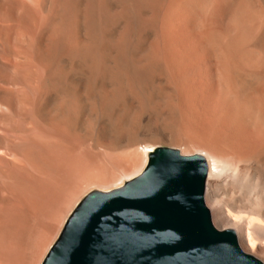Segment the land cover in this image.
<instances>
[{
	"label": "rangeland",
	"instance_id": "rangeland-1",
	"mask_svg": "<svg viewBox=\"0 0 264 264\" xmlns=\"http://www.w3.org/2000/svg\"><path fill=\"white\" fill-rule=\"evenodd\" d=\"M26 1L27 0H0V7H1L0 8V34L2 35V36H0L2 38L1 39L2 41L0 42V44L3 42L1 44V45H3L2 50L5 51L6 47H8V48H6V49H8V51L10 50V53L7 52V50L5 51V53H8V55L1 58V60L3 59L2 62L8 61L11 65L12 69H14L13 67H15V65H18L20 62L19 66H16L17 69L15 67L16 71L14 72V77L17 75H21L20 72L17 71V70L20 71V69H21L23 71L21 73L23 74L25 72V74H26V75H23V78L24 79L26 78V81H30V83L28 84L29 87H33V85H34L33 83H36L35 85H37L38 88H40L39 84L41 83V81L44 80V78H45L44 74L46 73L48 67H49L50 71L53 69V66L50 65L52 63V61L53 62L55 61L54 63L59 62V61H57L59 59V57L64 56L63 57L64 59L60 57L61 58V59H59L60 63H57V67H56V64L54 65V63H53V65L56 68H58L59 71L63 72V73H61V72L59 73V71H58L56 73L57 70H56V68H54L55 74L59 73V76L61 77V74L63 75L65 73L64 76L61 77V80H60V77L57 75L59 78V83L57 80L56 81L58 84H60V82L61 83L63 82L61 84V85H63L62 88L63 89H64V87H66V88L64 90L60 89L61 86L59 87L58 84L56 83V81L54 82L55 86L53 85V87H52L51 84L53 82H51V84L49 85L50 82L48 83V81H50V80L47 79L46 80L47 82H44V84H46L45 85L46 87L49 86V87H47V89L49 88V89H51V91L46 90V87L42 86L40 96L43 95L42 93H45V90L47 92L49 91V93L44 95V98L39 97L40 98L39 100L42 99V102L39 101L40 103L37 102V104H35L32 107H28V106L25 107L26 106V103H24L25 99L22 103V101H20V99L21 100H23V99L17 98L21 102L20 104L22 105V107H23V104L25 105L24 106L25 108H23L22 110L24 111V109H25L27 114L21 112L22 115L26 114V115H23L24 117L22 116L23 122L22 121L20 122L21 117H18V118L11 117L12 121L14 119L16 122L10 121V119H9L10 117L6 118L4 120L5 125L8 126L7 128H9L10 131L12 130V134H13V132H16L17 128H18L20 135L17 132L15 133V135L23 138L24 140H26L29 143H32V141L34 143L35 138L41 137L40 139L44 140L43 142H45V143L40 145V147L41 146L44 147L43 145H45L44 148H48L49 143L52 144L51 140H50V142L48 141V143H46L45 140H47L49 137L52 138L51 136H53V137L56 136L58 138V136H60L61 132H63L62 130L64 127H67V128L70 127V128H72V130L75 128L73 130V135L71 137L67 136V137L72 138L71 139L72 144L70 145V147L68 145V143H70L69 141H67L68 143H66V141L62 140V141L58 142L59 145L57 146V148L59 147V149H58L59 153H56V148H55L56 146L55 147L49 146V149L48 150L46 149L47 151H45L46 153H51L52 149L55 148L54 151H52L53 154L52 153L51 154L52 155L56 154L57 156L55 155V157H57L56 159H57L58 163H61L60 161H63L61 159L66 160V157L63 158L64 153H65V155H67L66 153L69 152L68 150H70L71 147L73 148L70 151L71 154L70 153L68 154L71 157H73V153H74V156H75L73 158L74 161L72 162L73 167H74V173H73V176L71 177L72 180H70L69 183H71L73 180L75 182L73 181V183H72L73 185L71 184L72 187L69 185V183H67L68 185L65 184L66 187L64 186V188H66V189L68 188V191L65 190L64 188H63L64 189L63 191L61 190L62 191V192H60L61 197H62L63 193H64L63 195H66V197L64 198L65 200L63 199V202H61L62 198L64 196L62 198H60V196H59V201L61 202L62 206H61L60 202L58 201L61 207L59 206L60 209L58 208L59 210H57V213H56L57 216L55 214L54 217L51 216L50 217L51 219H50L48 217L47 213L45 214L44 207H41V209H43L41 211L42 214H41V212H38L39 210H36V212H34L32 220H31V218L27 219L26 225H28V226H26L27 230H25V233L27 234V232L30 230V227L34 228V225L36 224L35 229H34V233H31V232H33V229H32V231L28 232V236H29V238H33V240L37 243L39 241L38 240L39 237L36 240L35 239L36 236H34V235L39 236V234H40V236H41L45 230L46 231L48 230V229H46V227L47 228L50 227V229H51V226H52L53 234H52V230L51 231H50V229L48 230L51 232L50 234H52V235L48 234V235H50L51 238L49 236L45 235L46 231L44 233V235L49 237L50 239L47 240V238L45 236H43V235L41 236L42 238H46L47 242H46V240L44 241V243L46 242V245L39 244V247H36V246H38L37 244L31 245L33 243L35 244V242H32L30 245H28L29 242H27V241H25V243L22 242V244L20 242L21 245L18 244L17 249H15V247H14L10 254H7V255L3 256L2 258H0V264H25L26 259L28 258L26 254H29V253H27L28 246L31 249L33 248V246L36 247L35 256L32 255L33 259L31 261L28 258V260L30 261V262L28 261L29 262L28 264H39L41 258L43 257L45 251L47 250L49 244L54 240L55 236L57 235V233H58V231H59V229L63 223L64 218L67 216L68 212L71 210V208L73 207L75 202L80 197H82V195H84L86 192H88L89 190H92V189L107 190V189H103V188L101 189L98 187H90V188L88 186L84 187L86 184L85 185H84V183L82 184L83 176L81 177L80 173H78V168L80 167V164L81 165L84 164L83 160H84V162L86 161L85 159H87V160H92V163H93V161L95 163H103V162H105V160L110 158V156L112 155V151L115 153L118 152L117 154L127 151V144L129 142V140H137L138 143L140 144V146L141 145L143 146L145 144H147V145L149 144V145H153V146L161 145V146L176 148L178 150V152L181 154H189V153L192 154L194 151V146L200 147V149L202 148L204 150L206 148L211 149L213 151L230 150L232 148L233 139H234V135H233L234 132L232 130L234 128H233V126H231L232 124H230V120L228 118V116H229L228 111L230 110V106H231L230 105L228 107L229 103H231V101H230L231 98H229V96L231 94L227 93V90H225L226 87L228 86V89L231 91V89L229 88L230 85H228L229 84V78L227 76H225L226 75L225 73H223V72L221 73L220 67L212 66V63H214V62H215L214 65H217L216 64L217 60L221 62V59H218V56L220 54H216L215 50H217V49H215V48L218 47V44H221V45L223 44V37H221V36H225V34L228 32L227 30H229V28H230L229 27L228 29H224L225 27L221 25L222 23H223V25L225 22L227 23V21L224 17V13L222 12L223 9H222L221 4H224L223 0H218L220 2L223 1L221 3L218 2L217 0H211V1L208 0L209 1L208 5H207V0L206 1L205 0H197V2L195 0L196 6L193 5L194 4V3H192V2H194L193 0L192 1L189 0L191 2V4H189V2H187L186 3V9H185V10L188 9L187 15H186V12L183 11L184 10L183 7H185L183 4H185V2L188 0H185V1L181 0L182 2H180L178 0H176V2H175V0H163V1L162 0H70V2L75 1L72 6H71L72 2L71 3L69 1L68 2L70 3L69 5L71 7H73L72 9L70 7V9L72 10L71 13L74 12V9H75L74 7H76V10H75L76 14H74V15L72 14L73 16H75V17L72 16L73 21L75 20L73 23H72V19H71V24L72 25L74 24V28L71 29L73 32L69 29L70 27L69 28L67 27V29H69L68 32H71V35L73 33V35H72L73 37H71L72 38V40H71L72 46L71 47L68 46V48L64 44L68 45L69 40H67V42L64 43L63 45H62V42L60 43L62 37H66L68 34V32H67V34H64V32H63V30L66 31V29H64V28H66V27H64V24L67 23L66 25H68V26L71 25L69 22L70 20L69 21L67 20V18L69 16L65 17L68 14L65 15L66 6L64 8L63 4L65 5L66 3H63V1L61 2V0L60 1L57 0V2H59V4H60L59 5L60 7L57 8L58 3L56 2L57 7L54 6L55 7L54 8L52 6V4L55 3L54 0H43L44 4L46 2V4H45L46 6H44V4L41 5V3H40V2H42L41 0H36V1L35 0H33V1L28 0L29 2H32V4H30V5H35L38 7L37 12L34 11V9L29 10V11L33 10L34 12L33 11L29 12L27 9L29 3ZM52 1L54 3H52ZM157 1H159V2H157ZM216 1H217V3H216ZM242 1L246 2L249 0H242ZM64 2H65V0H64ZM200 2H201V4H200ZM212 2H213V4H211ZM158 3H160V4H158ZM181 3L183 5V7H181V8H183V10L181 8L180 9L182 10V12L185 13L184 15H182V13L180 12L181 10L179 11V9H178L179 6L181 5ZM202 3H204V4L202 5ZM218 3L220 6L218 5ZM248 3L251 4V6L255 10L258 9L259 11L261 10V12L263 10L262 14L264 15V0H250ZM49 4H51V5H49ZM199 4H200V6H198ZM38 5L41 8H43V9H40L41 12L39 10L40 7ZM191 5H193L194 7ZM204 5L207 7L205 8ZM35 6H33V7L35 8ZM43 6L47 10L49 9L48 7L50 6V10L48 12L51 14L55 12V11L54 12L51 11V10H53V8H54V10H57V9L60 10V8L62 7L64 9L63 10L64 12L62 10L56 11L54 15L52 14V20H50L49 19L50 17L48 18V16L51 14L48 15V12H46V9ZM202 6H204V8ZM212 6L214 9H212ZM189 7H191L190 8L191 10L194 8L195 10L197 9V11L193 13V11H195V10L190 11ZM21 8L23 9V11ZM201 9L202 10L205 9V10H203V13H201ZM219 9L221 10V12H222L221 16H223V17L219 16L220 15ZM210 10H212V11H210ZM216 10H217V12L218 11L219 12L217 13ZM208 11H210L211 13H209ZM57 12H59V13H57ZM168 12H170V13H168ZM198 12H199V14H198ZM61 13H63V14H61ZM191 13L195 14L196 16L195 17H194V15L192 16ZM196 13L199 15V17ZM63 15H65L64 16L65 19H63ZM169 16H170V18H171V16H172V18L173 17L176 18L177 19L176 21H178V22H176L174 20L176 22V24L178 23V27L174 23V25H176V28L173 29V33L175 32L176 34H173L171 32L172 30L171 31L169 30L170 29L169 27L173 28L172 27L173 22L171 21L172 18L171 19L168 18ZM217 17H218V19H217ZM46 18H48V20H50L49 21L50 23H48V20L45 22ZM70 18H71V16H70ZM187 18L188 19L190 18V20L186 21ZM200 18H202V19H200ZM167 19L168 20L170 19L171 23L167 22ZM218 20H219V22H218ZM61 21L62 22L66 21V22L63 24V23H61ZM220 21L222 22L221 24H220ZM261 21H260L261 24L259 23V21H258L259 24L255 23V24H258V26L256 25L258 27V31H257V29L255 30V31H257V33L255 32V35L253 36V38L254 39L256 38L257 41H259L261 38L262 40H260L259 42L264 43V37H263L264 36V20H261ZM185 22H186V25L188 24L187 26H189V25L191 26V30L189 27H188L189 29L188 28L185 29V27H186L184 25ZM43 23L47 24L48 26H44ZM215 23L218 25H216ZM182 24L184 25L182 27L185 30L180 26ZM59 25H62V26L59 27ZM72 25H71V27H72ZM166 25L168 26L167 27L168 31L172 33L171 35L172 36L175 35L172 38L168 35V37H170V38H168L169 40L167 39V35L165 33L167 31V29L165 30ZM220 25L222 26V28L220 27L219 30L221 29L220 31L222 33L220 31L217 32L218 27ZM228 25L230 26L229 23H228ZM228 25L227 24L225 25L226 28L228 27ZM55 26L56 27L58 26V27L55 29ZM214 26H216V27L218 26V27L214 29L213 28ZM203 27H204V29L208 28L210 30L205 29V31L203 33L202 32ZM182 29H183V31H182ZM179 30L181 33L183 32L182 33L183 35L186 34V32L188 31L187 34L188 35L191 34L192 37L194 35H192V33L189 34V32L190 31L194 32L193 34H195L196 36L193 39H195L197 36L199 37V33L202 32V36L199 37L200 41L197 40L198 37L195 40H193L192 44L195 43V44H193L195 46H194V48L191 47L190 50H189V45L187 44L189 39L186 38L189 36L187 34L184 35L186 37L182 36V40L186 38L185 40L187 42L185 40L184 41L188 45V46L187 45L185 46L184 41L182 42L184 45L182 43L180 44V45L184 46L182 48L187 47L185 49L187 51V52L185 51L186 52L185 54H182V53H184V51H179V50L177 51V49L181 48L179 43L182 41L180 36H179V34H181L179 32ZM18 31H19V33H18ZM209 31H211V33ZM177 32H178V34H177ZM216 32L221 33V34L216 35L217 38H219V39L213 40L215 37L214 38H211V37ZM167 34H170V33H167ZM204 35H206L207 38ZM178 37H179L178 40L179 41L181 40L179 43H178V41L176 42ZM208 37H209V39H208ZM66 38H68V37H66ZM220 38H222V39H220ZM68 39H70V38H68ZM205 39L208 40V41L206 40L207 43H202V42H205L204 41ZM17 40H18V42H17ZM256 40H254V41H256ZM191 41L189 42L190 44H191ZM211 41H212V45L217 42L218 43L217 47H216V44H214L213 45L214 48L212 46H210V48H209L208 45L211 43ZM254 41H253V39L251 41V42H253L254 45H257L259 43L256 41V44H255ZM71 42H70V44H71ZM56 43H58V44H56ZM196 43H197V45H196ZM192 44H191V46H193ZM204 44L206 46H204ZM199 45H200V48H199ZM221 45H219V46L221 47ZM59 46H61V47L65 46L67 49L65 47H63L64 51L69 50V47L71 48L70 49L71 52L69 51L70 53L67 51L69 53L68 56H66L65 54L59 56L60 53L58 54V50H59V48H61ZM173 46L174 47L178 46V48L175 47L176 48L175 49ZM204 47L208 48V50H209L208 54L211 55V56L207 55L208 57L206 55H204L208 59L202 55L203 54L202 51L204 49H206ZM220 47L218 49L219 52L217 51L218 53H220ZM222 48L224 49V45L222 46ZM72 49H74V51ZM174 49L176 50L177 53L175 52ZM210 49L211 50L213 49L212 53H211ZM64 51L62 50L61 53L62 52L64 53ZM73 52L75 54H71ZM178 52H180V53H178ZM161 53H162V55H161ZM204 53L206 54L207 51ZM14 54H15V56H14ZM180 54H182V55H180ZM18 55H19V57H18ZM256 55L262 56V53L259 54V52H257ZM1 56H4V55H0V57ZM15 57L17 59H15ZM57 57H58V59H57ZM202 57L204 58V62H202L203 61ZM18 58H19V60H18ZM215 58L217 59L216 61H214ZM65 59H68L69 61L67 60L66 62H64L65 64H63V61H65ZM72 59H74V60H72ZM16 60L19 62H17ZM205 60L209 61L208 62L209 65H208L207 61H205ZM220 62L218 63V65H221V67H222V62L221 63ZM13 63H17V64H13ZM203 63L205 64V66ZM210 63H211V67H210ZM46 64H49V66H44ZM68 64L69 65L71 64V66H69ZM201 64H203V66L206 67V70H210L207 68V65L209 68H215L216 67L217 70L219 69L218 70L219 73L221 75L223 74V76H222L223 79L221 82L219 81V84L218 83L215 84V82H213L215 84V86L219 85L218 87L215 88L214 84L210 85L211 88L214 87L213 92L216 91L215 95L213 93V96L215 97V100L217 99L216 103L217 102L218 103L215 106L216 110H214V112H213L212 121L209 122L210 125L206 124L209 127H207L205 124L203 126L202 123L200 122L201 121L200 120L201 119L200 118V109H201L200 108V105H201L200 102L201 101L199 98L200 97V88H201L200 85H201V81H202V73H204L203 71L205 69L204 67L201 66ZM50 66H52V69L50 68ZM44 70H46V71H44ZM64 70H65V72H64ZM69 70L72 71L73 76L71 75V72H69ZM1 71L3 73L5 72L4 74L8 73V71H5V69L0 70V72ZM16 72H18V74ZM52 73H53V71H52ZM66 73H68V75ZM42 74L44 75L43 76L44 78H42ZM243 74L244 73H242V75H241V73L239 75L235 74V78L238 79V77L241 75V77H239L240 79L238 82H240V85L242 83H243L242 85H244L243 86L244 88L242 89L244 95L248 92V94H246L245 96L250 97L254 100H258V101L260 100L261 102H264V99L262 101V96L264 98V74L262 75V77H263L262 79L261 78L259 79V77H261V75L260 76L255 75L256 76L255 80H253L254 79L253 75L251 77H249L250 75L247 76V74H244V75H246L245 76L246 78H245ZM65 75H66V77H65ZM70 75H71V77H70ZM68 77H69V79L67 80ZM243 77H244V79H242ZM248 77L251 79H249ZM36 78L40 79V80L43 79V80H41L39 82V80H37ZM257 78H258V80H257ZM13 80H14V78H13ZM35 80H37V81L35 82ZM64 80H65V84H64ZM68 81H69V86L67 85ZM14 82H15V84L13 83L14 85L8 86V88H7L8 92L6 91L7 93L10 94V96L12 94L15 95L14 90H12L13 92L11 91L12 94L10 92L11 87H12L13 89L16 90L15 92H18V94L16 93L17 96L15 95V97H20V95H22L21 97L26 96V100L29 99L30 97H32L33 93L31 91H28L24 87L22 89L18 83L16 84L17 79L14 80ZM244 82L246 83V85ZM26 83H28V82H26ZM221 83H223V85ZM0 85H2L1 82H0ZM35 85H34V87H35ZM242 85H241V87H242ZM20 88H21V90H20ZM24 89H25L24 92H27V94L25 96H23L24 93L21 92ZM58 89H59V91H58ZM60 90H62V91H60ZM245 90H249V91L244 92ZM222 92H223V94H222ZM9 94H7V95L9 96ZM67 95L70 97H64ZM256 96H260V97L259 98L257 97L258 99H256L255 98ZM62 100H64V103L62 102ZM100 100H101V102H100ZM102 100L104 101V104H103ZM44 101L46 102V104H44L45 103ZM98 102H100V103H98ZM106 102L107 103L109 102L108 104H110V106H109L110 108L112 107L111 108L112 112L109 108H107V109L105 108ZM110 102L112 103V105ZM60 104L62 105L61 107H59ZM72 104H73V106H71ZM99 104H101L102 106L98 110L97 106H99ZM35 106H37L36 109H35ZM68 106H69V109L71 107L72 108L75 107V108H73L74 111H72V108L70 109V113H69V116L67 118V120L69 119L68 124L65 125V123H64L65 112H66V109L68 108ZM103 106L106 109V111H104L105 109L102 108ZM227 107L229 109H227ZM27 108H28V110H27ZM39 108L42 110L41 113L39 112ZM101 109H104V110H101ZM20 111H21V107H20ZM57 111L59 112L58 115H57ZM99 111L100 112L103 111V112L99 113ZM36 112L38 113V115L36 114ZM96 112L98 113L97 115H95ZM71 113L75 114V116H73V114L71 115ZM102 113H105V114H103V116H102ZM33 114H35L36 117L38 116L37 121L39 122V124L40 123L42 124V122H43L42 127H40L41 124L36 125L37 123L35 124V122H33V124H34L33 126H30L32 123L31 121H33V119H34V118H32V120H31V116H33ZM43 114L45 116L46 115L48 116V117H46L47 119H45V116H43V118L45 120L41 119ZM52 114L53 115L55 114L56 116L54 115L55 117H53V118L50 117V116H52ZM28 116H30V117H28ZM71 116H72V119H71ZM93 116L96 118H94ZM25 117L26 118L28 117V119H24ZM36 117H35V119H37ZM29 118L31 121L29 120ZM35 119H34V121H35ZM48 119L52 120V121L49 122ZM53 119H55V120H53ZM24 120L26 122H24ZM27 120H29L31 123H29V121H27ZM71 120H73V121L71 122ZM18 121H19V124H18ZM6 122H8V123L6 124ZM46 122H48V123H46ZM100 122H102V123H100ZM12 123H13V125H12ZM14 123H15V125H14ZM51 123H53V124H51ZM73 123H74V127L71 126V125H73ZM8 124H10V125H8ZM50 124H51V126H50L51 128L48 127ZM35 125H36V127H35ZM9 126H11V127L14 126V127H13V129H11ZM201 126H203V127L201 128ZM14 128L16 130H14ZM70 128H68L70 131L68 135H70V133H71ZM9 129L7 131H6V128L4 129L5 131L1 130L3 132H0V133H3L4 135H2V134H0V135L5 137L6 136L5 133H8L7 137L10 140H13V139L16 140L15 138H17V137L14 134L13 135L15 137H12V134L9 133L10 132ZM66 129L64 128V130H66ZM35 130L36 131L42 130V132H43L42 135L40 137L38 135H36ZM22 131L24 134L26 132L27 133L30 132V133L28 135L26 134V137H25V135L22 133ZM38 132L40 134V131H37V133ZM67 133H68V130H67ZM9 134L12 138L9 137ZM30 134H32V135L30 136ZM62 134H66V133H62ZM62 136L63 135H61V137ZM65 137H66V135H65ZM37 139H36V143L39 141L41 143V140L37 141ZM61 139H58V141ZM66 140H68V138H66ZM177 140H179V141H177ZM55 141H57L56 138H55ZM182 142L188 143L190 145L186 146V148H185V147H183V144H181ZM58 143L53 142L54 145H57ZM114 143H116V144L113 147ZM46 144H48V145H46ZM139 144L137 145V150L141 152V147L139 146ZM67 147H69V148L67 149ZM110 147L112 148V150L109 149ZM44 148H42V149H44ZM107 148H108V150H107ZM214 148H219V149H214ZM60 150H62V151H60ZM118 150H120V151H118ZM64 151H66V152H64ZM16 158H17V156H16ZM133 160L139 161V163L135 161L136 166H139L141 168L143 167L144 163H143V165H141V163H142L141 156H140V158L137 157V158H134ZM26 171L29 172L30 169H27ZM116 174H115V177L118 176L120 173L117 172ZM226 175H228L227 172L221 174L215 180V188L213 189V192H214L216 199L219 201V198H220L219 202L222 203V205L230 198L234 200V197H235L236 198L235 200H237L236 196L239 194L236 190V186L231 182L230 175L229 176H226ZM28 177L30 178V181L28 179L27 180L25 179L27 181V182L26 181L25 182L27 183V185L29 187L27 185H24V184H26L24 181L22 182L24 184H21V186H25V187L27 186L29 189L25 188V190L27 191V189H28L29 191H27V193L29 192L31 194L32 185L38 178L37 173L35 171L34 172L30 171L29 173L26 174V178H28ZM77 177L79 178V181H78ZM80 178H82V179H80ZM219 179H220V181H219ZM28 181H29V184H28ZM227 181L229 182V184ZM205 183H206V180H205ZM229 185H231V186H229ZM232 185L235 186V190L233 189L234 186H232ZM82 186L85 189L82 188ZM116 186H119V185H116ZM116 186L109 187L108 189L114 188ZM228 187H229V189H228ZM72 188L76 191V193H74L75 191H73ZM216 189H217V191H216ZM79 190H80V193H78ZM69 191L73 192V193H69ZM66 192L68 193V195ZM244 193L245 192H243V194H241V196L244 197L245 200L249 196L252 197V195H250V192H248L249 194L245 193V196H244ZM72 194L74 195V197ZM203 197H204V193H203ZM253 197H252V199H253ZM225 199H227V200H225ZM231 199L228 200V202L232 201ZM203 200H204V204L207 207L205 198H203ZM221 200L222 201L224 200V201L222 202ZM70 203H71V205H69ZM227 204L228 203H226L224 205L227 206ZM65 208H67V209L65 210ZM59 211H60L61 215L58 214ZM39 214L42 215V217ZM37 215H38V217H41V219L39 218L40 220L37 219L38 218V217H36ZM37 220L39 221L38 224H37V222H38ZM28 222L29 223L31 222L30 224L33 223L32 224L33 226L32 225L29 226V224H27ZM49 224L50 225L52 224V225L49 226ZM53 225H56V227L55 226L53 227ZM36 226H37V228H36ZM28 227H29V230H28ZM217 229H220V228H217ZM25 233H24V235H25ZM25 238L27 240V237H25ZM29 238H28V240H29ZM31 240L32 239H30L29 241L31 242ZM43 240H41V242ZM262 241L264 242L263 238H262ZM19 247H20V249H19ZM33 249L31 251L28 250L30 252V254L31 253L34 254V252H32ZM41 251H43V252H41ZM257 258H259V257H257Z\"/></svg>",
	"mask_w": 264,
	"mask_h": 264
},
{
	"label": "bare ground",
	"instance_id": "bare-ground-1",
	"mask_svg": "<svg viewBox=\"0 0 264 264\" xmlns=\"http://www.w3.org/2000/svg\"><path fill=\"white\" fill-rule=\"evenodd\" d=\"M29 1L27 0L26 2H28L29 5L32 4V2H29ZM31 1H33V0H31ZM41 1H42V2H40L41 5L44 4L43 0H41ZM58 1H60V0H58ZM62 1H63V3H66L65 5L63 4L64 8L66 6V8H65V15L68 14L67 16L63 15V19H65V17H68L69 16L67 18V20L68 21L70 20L69 22L71 24L72 16L74 14H76V12H75L76 7H74L75 8L74 9V12L75 13L74 12L71 13L72 12L71 9L73 8L71 6L73 5V3L75 1L74 2L71 1L72 3L70 2V0H65V2H64V0H61V2ZM68 1L71 3V6L69 5L70 3ZM178 1L182 2L181 0H178ZM190 1H192V0H190ZM190 1L188 0V1L185 2V4H183L185 7H183V5L181 3L182 6L181 5L179 6V8H178L179 11L181 9L183 10V8H184L183 11L186 12V15H187L188 14L187 13L188 12L187 11L188 9L185 10L186 9V3L189 2V4H191ZM193 1L194 2H192V3H194L193 5H195V3L197 2V0H196V2H195V0H193ZM217 1H216V3H217ZM223 1H224V4H221V5H222V9H223L222 12L224 13V17H225V19L227 21V23L226 22L225 23L227 25L229 23L230 26L228 25V27L226 28V26H225L226 24L224 23V25H223V23L221 21H220V24L222 23L221 25L225 27L224 29H228L229 27L230 28H229V30H227L228 32L225 34V36H221V37H223V44L222 45L221 44H218L217 42L214 43V44H216V47H217V44H218V47L215 48L217 50H215V49L214 50L216 51V54H220L218 56V59H221L222 67H221V65H218V63L220 61H218L216 58L214 59V61L217 60L216 61V64L217 65H214L215 62L214 63L211 62V63H212V66L220 67L221 68V73L222 72L225 73L226 75L225 74L224 75L229 78V84L228 85H230L229 88L231 89V91L228 89V86L226 87L225 90H227V93H229V94L232 95V96L230 95L231 97L229 96V98H231V100H230L231 103H229L228 107L230 105L231 106H230V110L228 111V115H229L228 118L230 120V124H232L231 126H233V128H234V129H232L233 132H234V134H233L234 135L233 145H232V148L230 150H225V151H223V150L213 151L211 149H207L206 147H205L206 149L204 150L202 148L200 149V147H195L194 146L193 153H197V154L201 155L202 158L204 159V161L206 162V165H207L206 178H205L206 183H204V186L205 187H204V192H203L204 193V197L203 198H205V201H206V204H207V209H208L209 214H210L211 223L213 225H215L217 228H220V229H230L233 232V234H234V236L236 238L237 244L240 247V249L242 251L248 253V254H251L254 257L256 256V258L259 257L257 259L260 260L262 262V264H263L264 263V242L262 241V238L264 240V102H261L260 100L259 101L258 100H254V99H252L250 97L245 96L246 94H248V92L244 95L243 90H242L244 88L243 87L244 85H242L243 84L242 83L241 84L242 87H241L240 82H238V81H239V79H240L239 77H241L242 73L247 74V76L250 75L249 77H251L253 75L254 76V79L253 80H255V77L257 75H259V76L261 75V77L258 76L259 79L260 78L261 79L263 78L262 75L264 74V43L263 42H261V43L259 42L260 40H262L261 38H260L259 41H257L256 38L255 39L253 38V36L255 35V32L257 33V31H258V27H257L258 24L259 23L261 24V22H262L261 20H264L263 19L264 18V15L262 14L263 13V10H262V12H261V10L259 11L258 9L255 10L251 6V4L248 3L250 0L249 1H246L247 3L245 1H242V0H223ZM223 1H221V2H223ZM54 2L52 1V3L55 4V5L52 4V6L53 7L54 6L57 7V5H58L57 8H59L60 7L59 6L60 5L59 2H57V0H54ZM157 2H159V1H157ZM175 2H176V0H175ZM218 2H220V1H218ZM45 4H46V2H45ZM45 4H44V6H46ZM158 4H160V3H158ZM200 4H201V2H200ZM200 4L198 6H200ZM203 4L204 3H202V5ZM208 4H209V1L207 0V5ZM211 4H213V2ZM29 5L27 7L28 11L30 9H34V11L37 12V9H38L37 6H35V5H30L29 6ZM49 5H51V4H49ZM193 5H191V6H193ZM218 5H219V3H218ZM33 6H35V8ZM204 6H202V7L204 8ZM70 7H71V9H70ZM181 7H183V8H181ZM206 7L207 6H205V8ZM48 8H49L48 10L45 8L46 9V12H48L50 10V6ZM54 8H53V10H51L52 12H54V11L56 12V11H60V10L63 11L64 10L62 7L60 8V10H58V9L57 10H54ZM190 8L191 7H189V9ZM40 9H43V8L40 7L39 10ZM212 9H214L213 6H212ZM182 10L180 12L182 13V15H184L185 13L182 12ZM193 10H195V9L194 8L192 10L190 9V11H193ZM203 10H205V9H203ZM203 10L201 9V13H203ZM22 11H23V9H22ZM32 11H29V12H32ZM196 11H197V9L195 11H193V13L196 12ZM210 11H212V10H210ZM210 11H208V12L211 13ZM40 12H41V10H40ZM55 12L52 13V14L54 15ZM216 12H217V10H216ZM222 12L220 10V12H219L220 15L219 16H221V13ZM57 13H59V12H57ZM168 13H170V12H168ZM193 13H191V14H192V16L194 15V17H195L196 15L193 14ZM49 14H51V13L48 12V15ZM52 14L48 16V18L50 17L49 18L50 20H52ZM61 14H63V13H61ZM198 14H199V12H198ZM70 16H71V18H70ZM73 17H75V16H73ZM198 17H199V15H198ZM221 17H223V16H221ZM48 18H46L45 22L48 20ZM168 18H170V16ZM171 18H172V16H171ZM173 18L171 19V21L173 22L172 23L173 24V26H172L173 28L169 27L170 28L169 30L170 31L172 30L171 31L172 33H173V29L176 28V25L178 27V23L176 24V22H178V21H176L177 19L176 18L173 19ZM170 19L169 20L167 19V22L171 23ZM200 19H202V18H200ZM217 19H218V17H217ZM50 20H48V23H50L49 22ZM187 20H190V18L189 19L187 18L186 21ZM74 21L72 19V23ZM258 21H259V23H258ZM65 22L66 21H64V22L61 21V23H63V24ZM218 22H219V20H218ZM174 23L176 25H174ZM255 23H258V24H255ZM66 24H64V27H66V28H64V29H66V31L63 30L64 34H67V32H68L69 29L71 30L72 28H74V24L73 25L71 24L72 27H71V25L68 26ZM218 24H216V25H218ZM184 25L186 26L185 29L189 27L190 30H191V26L190 25L187 26L188 24L186 25V22L184 23ZM184 25L182 24L180 26L182 27ZM221 25L219 27L217 26L218 27L217 32L221 30V29L219 30L220 27L222 28ZM44 26H48V25L47 24H44ZM61 26L62 25H59V27H61ZM57 27L55 26V29ZM67 27L68 28L70 27V28L67 29ZM167 27L168 26L166 25L165 30L167 29ZM217 27L214 26L213 28L215 29ZM183 29H182V31H183ZM205 29L203 27V29H202V32L203 33H204ZM256 29H257V31H255ZM206 30H210V29L207 28ZM167 31H168V29H167ZM167 31L165 32L166 35H167V39L170 38V37L172 38V37L175 36V35L172 36L171 35L172 33L169 32V31L167 32ZM179 32H180V30H179ZM202 32L199 33V37L202 36ZM209 32L211 33V31H209ZM217 32L214 33L215 35L213 34V36L211 37V38H214L215 37L213 40L219 39V38H217L216 35L222 33L221 31H220L221 33H217ZM18 33H19V31H18ZM167 33H170V34H167ZM187 33H188V31L186 32V34ZM190 33H192V35H194V36L192 37ZM193 33L194 32H191L190 31L189 32L190 35L187 34L189 37L184 36L186 34H184V35L183 34L182 35L179 34L181 40H182V36H184V37H186V38L189 39V40L187 39L188 40V43L187 44L189 45V50H190L191 47L194 48L195 45H193V44H195V43L192 44V42H193V40H195L198 37L197 36L195 39H193L196 36ZM68 34H67L66 37H68L70 39H68L66 37H62L63 40L61 39V41H60V43L62 42V45H63L64 43L67 42V40H69L68 41V45L64 44L67 48H68V46H70V47L72 46V42H71L72 38L71 37H73L72 36L73 33L71 35V32H68ZM173 34H176V33L174 32ZM177 34H178V32H177ZM168 35L170 37H168ZM0 36H2V35L0 34ZM204 36H206V35H204ZM199 37H198L197 40H199ZM209 37H208V39H209ZM206 38H207V36H206ZM1 39L2 38L0 37V42L2 41ZM178 39H179V37L177 38L176 42L178 41V43H179L181 40L179 41ZM185 39H183L179 43V45ZM220 39H222V38H220ZM252 39H253V41L256 40L259 43L257 45H254L253 42H251ZM206 40L207 39H205L204 40L205 42H202V43H207L208 40L207 41ZM190 41H191V44L193 46H191V44L189 43ZM212 41L208 45L209 48H210V46H212L214 48V46H213L214 44L212 45ZM256 41H254L255 44H256ZM17 42H18V40H17ZM70 42H71V44H70ZM186 42L184 43L185 46L187 45ZM56 44H58V43H56ZM196 45H197V43H196ZM219 45H221V47ZM223 45H224V49L222 48ZM65 46H62V47L59 46V47L62 48V49L59 48V50H58V54L60 53L59 56L60 55H63V54H65L66 56H68V54L71 52L70 51V49H71L70 47H69V50H67L68 52L70 51L69 53L67 51H64V48L63 47H65ZM178 46H175V47L178 48ZM204 46H206V45L204 44ZM2 47H3V45L0 46V48H1L0 49V55H4V56H1L0 57V60H1V58H3L6 55H8V53H5L6 50H7V52L10 53V50L8 51V49H6L8 47L5 46L6 47L5 48V51L2 50L3 49ZM180 47L181 48L177 49V51L178 50L179 51H184V53H182V54H185L187 52L185 50L187 47L186 48H182V47H184L182 45H180ZM219 47H220V53H218L219 52L218 51ZM199 48H200V45H199ZM204 48H206V47H204ZM60 50L61 51L63 50L64 53L63 52L61 53ZM72 50L74 51V49H72ZM212 50H211V53H212ZM206 51H207V53L205 54L204 52H206ZM208 51H209L208 48L204 49L202 51L203 52L202 55L203 56L204 55H206V56L207 55H210V54H208ZM175 52H176V50H175ZM257 52H259V54L262 53V56L256 55ZM178 53H180V52H178ZM71 54H75V53L73 52ZM182 54H180V55H182ZM161 55H162V53H161ZM14 56H15V54H14ZM18 57H19V55H18ZM58 57H57V59H58ZM60 57L63 58L64 56L63 57L60 56ZM60 57H59V59H61ZM207 57H205V58H207ZM15 59H17V58L15 57ZM59 59L57 60L59 62L54 63L55 61L54 62L52 61L51 64L49 63L50 65L53 66V69L57 67V63H60V60ZM202 59H203L202 62H204V58L203 57H202ZM2 60L0 61V68H1L0 70H4L5 69V71H8V73L4 74L5 72L4 73L2 71H1L2 73L0 72L1 73L0 74V80H1L0 82L2 83V85H0V132H3L1 130H4L5 128H6V131L9 129V128H7L8 126L5 125V121L4 120L6 118H9L10 117L9 119H10V121H12L11 117H15V118L21 117V120L20 119L19 120H20V122L21 121L23 122L22 116L23 115H26L27 112L25 111V109H24L25 112L22 109L25 108V107H27V106L28 107H32L35 104H37V102L38 103L42 102V99L39 100L40 99L39 97H43L44 98V95H46L47 93H49V91L47 92L46 90H50L51 91V89H49V88L47 89V87H49V86L46 87L45 86L46 84H44V82H47L46 81L47 79L50 80V81H48V83L50 82L49 83V85H50L51 82H53L51 84L52 87H53L54 82L56 80L59 83L58 76H59V73L61 72V71L58 70V68H56V70H57L56 73L58 71H59V73L58 74H55V69L53 70L52 69V66H50V68L52 69L51 71H50L49 67H48V69L46 68L47 71L44 70V71H46V73L44 74L45 75V78L43 77L44 75L42 74V78H44V80L43 79H41V80H43V81H41L40 79H37L36 78L37 80H39V82L41 81V83L39 84V87L40 88H38V86L35 85L36 83H33L35 85V87H34V85H33V87H29L28 84L30 83V81H26V78L25 79L23 78V75H26V74H25V72L22 74L21 72H23V71L21 69H20V71L17 70L18 72H20L21 75H17V76L14 77V72L16 71L15 70V67L16 66H19L20 62L16 60L17 62H19V64L18 65H15V67H13L14 69H12L11 68V65H10V63L8 61L2 62ZM18 60H19V58H18ZM67 60L68 59H65V61H63V64H65L64 62H66ZM72 60H74V59H72ZM205 61H207V60H205ZM208 62L209 61H207V63ZM53 63H54V65L56 64V67L53 65ZM211 63H210V67H211ZM13 64H17V63H13ZM49 64H46L44 66H49ZM203 64H201L202 67L205 66V64H204V66H203ZM208 65H209V63H208ZM208 65H207V68L210 69V70H206V67H204L205 69L203 68L204 69V71H203L204 73H202V81H201V85H200L201 88H200V97H199L200 98V101H201L200 102V104H201L200 105V108H201L200 109V118H201L200 119L201 120L200 122L202 123L203 126H204V124L205 125L206 124L210 125L209 122L212 121L213 112H214V110H216L215 109V106L218 103V102L216 103L217 99L215 100V97L213 96V93L215 95V92L216 91L213 92L214 87H212L213 88L212 89L210 85L211 84H214L213 82H215V84H217V83L219 84V81L221 82L222 79H223V77H222L223 74L221 75L219 73V71H218L219 69L217 70L216 67L215 68H209ZM69 66H71V64ZM16 69H17V67H16ZM65 70H64V72H65ZM70 70H69V72H71V75L73 76L72 71H70ZM52 71H53V73H52ZM18 72H16V73L18 74ZM61 73H63V72H61ZM238 73L239 74L241 73V75L237 79V78H235V74L236 75H239ZM64 74L63 75L61 74V77L64 76ZM66 74L68 75V73H66ZM71 75H70V77H71ZM245 76L246 75H244V77ZM61 77H60V80H61ZM65 77H66V75H65ZM244 77L242 79H244ZM13 78H14V80L17 79L16 84L18 83L19 86H21L22 89L24 87L28 91H31L33 93L32 94V97H30L29 99L26 100V96L25 95L27 94V92H24L25 89L21 91L22 93H24L23 96H25V97H21L22 95H20V97H15L16 93L18 94V92H15L16 90L13 89L12 87H11L10 92L12 90H14L15 95L12 94V92H13L12 91L11 92L12 95L10 96V94L7 93L8 92L7 88H8V86L15 84ZM68 79H69V77L67 78V80ZM249 79H251V78H249ZM37 80H35V82ZM257 80H258V78H257ZM57 81H56V83H57ZM26 82H28V83H26ZM62 83L60 82V84H58V86L59 87L61 86L60 89L64 90L66 87H64V89H63L62 88L63 85H61ZM64 84H65V80H64ZM215 84H214V86H215ZM221 84L223 85V83H221ZM67 85L69 86V81H68V84ZM245 85H246V83H245ZM42 86L43 87H46V90H45V93H42L43 95L40 96V94H41L40 92L42 90ZM218 86L216 85L215 88L218 87ZM21 88H20V90H21ZM62 90H60V91H62ZM58 91H59V89H58ZM246 91H249V90H245L244 92H246ZM7 94H9V96ZM222 94H223V92H222ZM64 97H70V96L67 95V96H64ZM257 97L259 98L260 96H256L255 98L258 99ZM17 98L18 99L22 98L23 100L20 99V101H22V103H23V101L25 99L24 103H26V106L23 104V107H22V105L20 104L21 102ZM263 99L264 98L262 96V101H263ZM62 102L64 103V100H62ZM100 102H101V100H100ZM100 102H98V103H100ZM108 103L106 102L105 108L106 109L109 108L111 110L112 107L110 108L109 107L110 104H108ZM44 104H46V102ZM61 104H60L59 107L62 106ZM101 104H99V106H97L98 107V110L102 106ZM103 104H104V101H103ZM111 105H112V103H111ZM71 106H73V104ZM20 107H21V111H20ZM228 107H227V109H229ZM36 108H37V106H35V109ZM73 108H75V107H73ZM73 108H72V111H74ZM102 108H104V106ZM70 109H69V106H68V108L66 109V112H65V119H64L65 125L68 124V120L69 119L67 120V118L69 116ZM104 109H101V110H104ZM106 109L104 111H106ZM27 110H28V108H27ZM41 111L42 110L39 108V112L40 113H41ZM58 111H57V115L59 113ZM21 112L26 113V114H23L22 115ZM101 112H103V111H101ZM101 112L99 111V113H101ZM111 112H112V110H111ZM36 114L38 115L37 112H36ZM72 114L73 113H71V115ZM97 114L98 113L96 112L95 115H97ZM103 114H105V113H102V116H103ZM54 115L52 114V116H50V117L53 118V117L56 116V115L55 116ZM34 116L36 117L35 114H33V116H31V120H32V118L35 119ZM43 116H45V115L44 114L42 115V117H41L42 120L44 119ZM73 116H75V114H73ZM28 117H30V116H28ZM28 117L27 118L25 117L24 119H28ZM46 117H48V116L46 115L45 116V119H47ZM36 118L37 119H35V121H34V119H33V121H31L30 118H29V120L32 123L29 120H27V121H29V123H31L30 126H33L34 125L33 122H35V124L37 123L36 125H40L41 124V123L39 124V122L37 121L38 120V116ZM94 118H96V117H94ZM71 119H72V116H71ZM53 120H55V119H53ZM13 121H15V120L13 119ZM50 121H52V120H49V122ZM72 121L73 120H71V122ZM24 122H26V121L24 120ZM7 123L8 122H6V124ZM46 123H48V122H46ZM100 123H102V122H100ZM10 124H8V125H10ZM18 124H19V121H18ZM42 124H43V122H42ZM42 124H41L40 127H42ZM51 124H53V123H51ZM51 124L48 127H50ZM12 125H13V123H12ZM14 125H15V123H14ZM36 125H35V127H36ZM11 126H9V127L11 129H13L14 126L13 127H11ZM71 126L74 127V123ZM203 126H201V128ZM207 127H209V126H207ZM64 128L66 129L67 127H64ZM64 128L62 130L63 132H61V134H60V136H58V138L56 136L55 137L51 136L52 138L49 137L48 138L49 140L48 139L45 140L46 143H48V141L50 142V140L52 141V144H50V143H49V145L46 144V145H48V148H44L45 145H43L44 147H42V146L40 147V145H42L43 143H45V142H43L44 140H41L40 139L41 138L40 136L43 133L42 130H37V131H40V134H39V132L37 133V131L35 130L36 131V135H38L40 138H38V137H37L38 139L35 138L34 139V143H33V141H32V143H29L26 140H24L23 138L16 136L15 135L16 132L19 134L18 128H17V131L16 132H13V134L17 137V138H15L16 140H14V139L13 140H10L7 137L8 133H5L4 132L6 134L5 137L2 136V135H4L3 133H0V134H2V135H0V258H2L3 256H5L7 254H10L12 252V250H13L14 247H15V249H17V246H18V244H20V242L22 244V242L25 243V241H27V242H29L28 245H30L32 242H35L33 240V238H29L28 232L29 231H32V229H33V232H31V233H34V229H35V225L36 224L34 225V228L33 227L32 228L30 227V230H29V227H28V230L29 231L28 232L26 231L27 232V234H26L25 233V230H27L26 226H28V225H26L27 219H30L31 218V220H32V217L34 215V212H36V210H39L38 212H41L43 210V209H41V207H44L45 214L47 213V215H48L49 218L51 216L54 217V215L57 213V210L60 209L59 206H60L61 202H63V199L66 197V195H63L64 193L63 194L61 193L62 194V197L64 196L62 198L61 195H60V192H62L64 189L68 191V188L66 189V188H64V186L66 187V185H68L67 183H69L70 180H72L71 177L73 176V173H74V167H73L72 162L74 161L73 158L75 156H74V153H73V157H71L68 154L70 153V151L73 148L71 147L70 150H68L69 152L66 153L68 156L65 155V153H64V157L63 158L66 157V160L65 159H61V160H63V161H60L61 163H58V161L56 159L57 157H55L56 154L55 155H52L53 154L52 151H54L55 148H56V153H59V150H58L59 147L57 148V146L59 145L58 142L64 140V141H66V143H68L67 141H69L70 142V143H68L69 147L72 144L71 143V141H72L71 139L72 138H70V137L73 135V130L75 128L72 130V128L68 127V128L71 129L70 135H68L69 132H70L69 129L67 128L66 130H64ZM14 130H16V129L14 128ZM67 130H68V133H67ZM9 131H10V129H9ZM9 133L12 134V130ZM22 133H23V131H22ZM29 133L26 132L25 134L24 133L23 134L26 137V134L28 135ZM62 133H66V134H62ZM10 134H9V137H11ZM13 134H12V137H15ZM31 135L32 134H30V136ZM61 135H63L64 137L66 135V137L65 138L63 136L61 137ZM67 136H70V137H67ZM55 138H56L57 141H55ZM66 138H68V140H66ZM36 139H37V141L38 140H41V143H40V141L36 143ZM58 139H61V140L58 141ZM179 140H177V141H179ZM53 142L54 143L57 142L58 144L57 145H54ZM115 144L116 143L113 144V147H114ZM138 144L139 143H138L137 140H129V142L127 144V151H125L123 153H119V154H117L118 152L115 153V152L112 151V155L109 153L111 155L110 158H108L107 160H105L103 158L105 160V162H103V163H95L94 161L92 163V160H87V159H85L87 162L86 161L84 162V160H83V163L84 164H82V165L80 164V167L78 168V173H80L81 177L83 176V182L82 181L81 182H82V184L84 183V185L86 184L84 187H87L88 186L89 188L90 187H98V188H101V189L102 188L103 189H108L109 187L116 186V185H120L125 179L127 180V179L133 177L134 175H136L140 171L141 167L136 166L135 163L136 162L139 163V161H136V160H133V159L134 158H137V157L140 158V156H141V161H142L141 165H143V163L146 160L147 153L154 147L153 145H149V144L147 145L145 143H144L145 145H143V146L142 145L140 146V144H139V146L141 147V152H140V151L137 150V145ZM181 144H183V147H185V148H186V146L190 145V144L184 143V142H182ZM49 146L50 147H55L56 146L55 148L52 149V151H51L52 154L45 152V151H47L49 149ZM69 147H67V149ZM42 148H44V149H42ZM109 149L112 150L111 147ZM214 149H219V148H214ZM107 150H108V148H107ZM60 151H62V150H60ZM66 151H64V152H66ZM118 151H120V150H118ZM16 156H17V158H16ZM27 169H30V171H33V172L35 171L37 173V177H38L37 180L32 185L31 194L29 192L27 193V191H29L28 190L29 189L28 188L29 186L27 185V183H26L27 181L26 180L28 179L30 181V178L29 177L26 178V174L30 172V171L27 172L26 171ZM117 172H119L120 174L115 177V174ZM226 172L228 173V175H226V176H229L230 175L231 182L236 186V190H237V192L239 194L237 193L238 194L236 196L237 197V200H235L236 198L233 196L235 193L232 195L234 197V200L230 198L232 201L228 202V200H230V199H228V200L225 199L227 201L224 204H226V203H228V204H227V206L223 204L224 205L223 206L222 203L219 202L220 201V198H219V201L216 199V197L214 195V192H213V189L215 188V180L221 174L226 173ZM80 179H82V178H80ZM23 181L24 182L26 181L25 182L26 184L22 183ZM29 181H28V184H29ZM73 181L71 183H69L70 186L73 183ZM78 181H79V178H78ZM219 181H220V179H219ZM21 184L27 185L28 187L27 186L26 187L25 186H21ZM228 184H229V182H228ZM234 185H232V186H234ZM229 186H231V185H229ZM235 186L233 188L234 190H235ZM84 187L82 186V188H84ZM25 188H28L27 191L25 190ZM228 189H229V187H228ZM73 191H75V190L73 189ZM216 191H217V189H216ZM243 192H245V193L250 192V195H252V197L254 196L253 199H252V197L249 196L250 198L247 197L246 200H245L244 197L241 196V194H243ZM69 193H73V192H70L69 191ZM74 193H76V191ZM78 193H80V190H79ZM245 193H244V196H245ZM67 195H68V193H67ZM59 196H60V198H62V201L61 202L59 201ZM73 197H74V195H73ZM58 201L60 202V204H59ZM69 205H71V203ZM61 206H62V204H61ZM66 209L67 208H65V210ZM41 214H42V212H41ZM58 214L61 215L60 214V211L58 212ZM40 216L42 217V215H40ZM56 216H57V214H56ZM36 217H38V215ZM41 217H38L37 219L40 220ZM30 223L28 222L27 224H29V226L33 224V223L30 224ZM38 223H39V221L37 222V224ZM51 225L49 224V226H51ZM37 226H36V228H37ZM54 226L56 227V225H53V227ZM46 229L49 230L50 227L49 228L46 227ZM52 229L53 228L51 226L50 231ZM48 230L47 231L45 230L46 233L48 232L47 234L44 231L42 235L43 236L47 235V236L50 237V235L53 234V230H52V234H50L51 232L48 231ZM24 233H25V235H24ZM44 233H45V235H44ZM48 234H50V235H48ZM34 236H36L35 237L36 240L39 237L38 243L35 242V244L34 243L31 244V245H36L37 244L38 246H36V247H39V244L46 245L47 240L51 238V237L49 238V237L45 236L47 238V240H46V238H42L40 236V234H39V236L38 235H34ZM25 237H27V240H26ZM28 238H29V240L32 239L33 241L31 240V242H30L28 240ZM41 240H43V241L41 242ZM45 240H46V242L44 243ZM34 247L35 246H33V248ZM36 247L34 249L32 248L33 249L32 252H34V254H32V253L30 254V252L28 251V250H30V251L32 250L31 248H29V246L27 248V253H29V254H26V255H27V257L29 258L30 261L33 259V256H35V249H36ZM19 249H20V247H19ZM41 252H43V251H41ZM28 258L26 259L25 264L26 263L28 264L30 262L28 260Z\"/></svg>",
	"mask_w": 264,
	"mask_h": 264
},
{
	"label": "water",
	"instance_id": "water-1",
	"mask_svg": "<svg viewBox=\"0 0 264 264\" xmlns=\"http://www.w3.org/2000/svg\"><path fill=\"white\" fill-rule=\"evenodd\" d=\"M207 165L157 145L121 185L80 197L39 264H262L210 220Z\"/></svg>",
	"mask_w": 264,
	"mask_h": 264
}]
</instances>
